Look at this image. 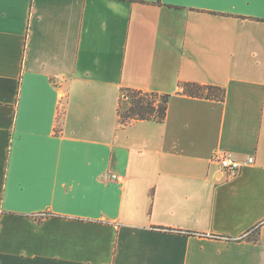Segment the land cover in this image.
I'll return each instance as SVG.
<instances>
[{
    "label": "crops",
    "instance_id": "1",
    "mask_svg": "<svg viewBox=\"0 0 264 264\" xmlns=\"http://www.w3.org/2000/svg\"><path fill=\"white\" fill-rule=\"evenodd\" d=\"M0 264H264V0H0Z\"/></svg>",
    "mask_w": 264,
    "mask_h": 264
},
{
    "label": "trees",
    "instance_id": "2",
    "mask_svg": "<svg viewBox=\"0 0 264 264\" xmlns=\"http://www.w3.org/2000/svg\"><path fill=\"white\" fill-rule=\"evenodd\" d=\"M183 93L190 96H199L215 99H224L225 92L214 86L185 83L182 85ZM124 99L129 100L128 107L123 108V100L119 107L121 124L129 125L135 121L155 120L162 123L167 115L169 95L144 93L132 89H124Z\"/></svg>",
    "mask_w": 264,
    "mask_h": 264
},
{
    "label": "built area",
    "instance_id": "3",
    "mask_svg": "<svg viewBox=\"0 0 264 264\" xmlns=\"http://www.w3.org/2000/svg\"><path fill=\"white\" fill-rule=\"evenodd\" d=\"M213 162L217 163L222 172H224L228 178L237 176L245 165L254 163V159L250 158L247 162H239L234 159L231 153H219L216 152L212 157ZM112 178L116 181H121V177L113 175Z\"/></svg>",
    "mask_w": 264,
    "mask_h": 264
},
{
    "label": "rangeland",
    "instance_id": "4",
    "mask_svg": "<svg viewBox=\"0 0 264 264\" xmlns=\"http://www.w3.org/2000/svg\"><path fill=\"white\" fill-rule=\"evenodd\" d=\"M123 97H124V93H123ZM128 103H129V100H127V99H124L123 100V108L125 109L126 107H128Z\"/></svg>",
    "mask_w": 264,
    "mask_h": 264
}]
</instances>
